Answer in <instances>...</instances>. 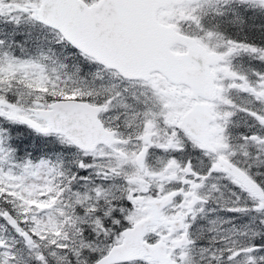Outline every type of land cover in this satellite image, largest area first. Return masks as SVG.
Listing matches in <instances>:
<instances>
[{
  "label": "snow or ice",
  "instance_id": "obj_1",
  "mask_svg": "<svg viewBox=\"0 0 264 264\" xmlns=\"http://www.w3.org/2000/svg\"><path fill=\"white\" fill-rule=\"evenodd\" d=\"M0 264H264V0H0Z\"/></svg>",
  "mask_w": 264,
  "mask_h": 264
}]
</instances>
